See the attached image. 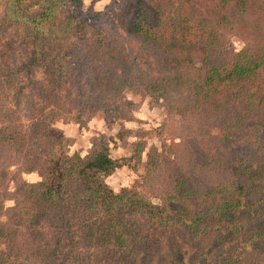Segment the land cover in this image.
<instances>
[{"label": "rangeland", "instance_id": "rangeland-1", "mask_svg": "<svg viewBox=\"0 0 264 264\" xmlns=\"http://www.w3.org/2000/svg\"><path fill=\"white\" fill-rule=\"evenodd\" d=\"M6 1L0 0V264H55L49 253L64 233L70 254L63 264H161L174 257L206 264L207 258L230 259L235 254L238 260L232 258L231 264H264L263 243L252 241L262 232L264 241V166L253 164L248 171L249 206L232 219L225 241L221 234L190 238L179 223L153 225L142 213L126 209L117 217L131 224L134 233L126 236L130 244L123 249L87 248L93 241L87 239L85 227L103 216L91 209H67L69 218L56 221L52 215L40 216L39 225L23 223L31 190L24 183L42 180L43 160L60 153L85 156L104 139L114 159H126L106 178L117 193L136 187L139 196L163 204L175 194L179 177L195 175L197 188L225 177V166H183L186 159L196 163L197 156L202 158L198 146L212 147L203 140L201 127L213 119L185 109L194 104L195 74L170 62L182 49L166 52L160 43L145 42L132 24L146 12L165 25L177 23L180 7L200 20L214 21L217 0H71L51 22L62 24L67 16H75L72 38L38 45L6 16ZM20 1L23 11H42L39 0ZM250 2L264 9V0ZM249 22L246 29L237 20L214 26L223 57L252 49L262 30L257 22ZM190 47L183 50L193 55L198 46ZM174 147L178 159L169 152ZM197 150L200 154H194ZM141 243H146L142 253Z\"/></svg>", "mask_w": 264, "mask_h": 264}, {"label": "trees", "instance_id": "trees-1", "mask_svg": "<svg viewBox=\"0 0 264 264\" xmlns=\"http://www.w3.org/2000/svg\"><path fill=\"white\" fill-rule=\"evenodd\" d=\"M70 1L39 0L42 11L30 13L20 9V0H7L4 11L10 20L30 33L37 45L64 42L74 35L73 30H69L74 28L76 17L67 16V21L62 24L51 21L58 15L61 7ZM250 1L217 0L216 6L219 9L214 21L200 20L188 10L181 12L180 7L179 12L175 13L178 14L175 17L177 23L168 22L165 25L159 19H153L149 12L132 22L134 32L140 34L145 42L160 43L166 52L172 51L174 47L182 49V52L179 50L173 60L169 61L175 67L195 74L194 104L185 109L197 112L198 118L213 119L210 124L201 127L203 140L208 139L212 147L204 150L198 146L203 153L202 158L197 156L196 163L186 159L183 166L200 164L202 167V164L209 163L225 166L226 174L223 179L197 188L195 175H188L183 179L179 177L176 180L175 194L169 196L168 201L163 204L139 196L136 187L124 188L117 193L107 184L106 178L123 166L126 159H114L110 154L109 142L104 139L94 144V148L85 156L60 153L55 158L43 160L40 168L42 180L24 183L31 189L26 196L27 208L24 206V215L27 216L24 225H39L40 216L52 218V215V221L62 217L68 219L67 209L73 212L91 209L101 212L103 216L86 225V237L91 243L93 241L87 248L94 251L96 245L102 249L113 245L123 249L130 244L126 236L134 233L131 224L123 223V219L117 217L120 209H126L130 213H142L153 225L172 226L179 223L190 238L199 234H205L204 238L221 234V241H225V232L232 219L249 206V165L253 164L258 168L264 166V122L257 118H264V9L255 7ZM182 15L186 16L184 18L188 23L183 22ZM249 19L257 22L256 28L262 30L256 40L260 44L254 42L251 50L231 51L228 52V57H223L215 27L223 22L237 20L246 29L251 22ZM193 44L198 48L193 55H189L183 49L187 45L192 49L190 45ZM198 125L201 124H196V128L200 129ZM122 132L119 133L120 136ZM231 141H238L235 143L238 145L231 146ZM172 145L182 144L173 142ZM169 152L176 159L181 157L175 147ZM194 154L200 152L197 150ZM211 167L213 168L212 165ZM32 170L33 168L28 169ZM262 234L263 232L257 234L254 236L256 239L251 240L254 243L261 242L264 246ZM66 239L67 233L62 234L49 253L56 260L55 264L68 261L70 252L66 248ZM145 245L146 243H141L138 246L141 253L144 252ZM232 258L238 260L236 254L230 259L225 256L205 260L206 264H231ZM189 260L187 257L181 260L174 257L161 264L198 263L195 260L188 262Z\"/></svg>", "mask_w": 264, "mask_h": 264}]
</instances>
